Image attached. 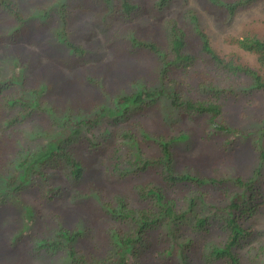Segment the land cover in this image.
Masks as SVG:
<instances>
[{
	"label": "trees",
	"instance_id": "obj_1",
	"mask_svg": "<svg viewBox=\"0 0 264 264\" xmlns=\"http://www.w3.org/2000/svg\"><path fill=\"white\" fill-rule=\"evenodd\" d=\"M182 1L185 18L164 22L172 0H0V215L9 205L21 211L1 219L0 243L30 264H264V231L251 222L264 213V34L232 39L263 70L236 61L237 52L220 56ZM206 1L230 21L259 0ZM75 9L89 20L71 27ZM142 14L162 22L163 42L144 36L134 21ZM110 18L124 25L105 31ZM186 22L197 52L187 48ZM26 27L47 34L44 50L21 42ZM98 30L129 57L153 56L157 77L92 72ZM51 52L94 88L91 100L71 98L76 81L67 76L56 94L37 80ZM42 59L40 77L28 79ZM159 105L172 129L184 111L203 118L216 145L200 159L207 169L177 162L195 152L187 126L167 136L147 127L143 114Z\"/></svg>",
	"mask_w": 264,
	"mask_h": 264
},
{
	"label": "rangeland",
	"instance_id": "obj_2",
	"mask_svg": "<svg viewBox=\"0 0 264 264\" xmlns=\"http://www.w3.org/2000/svg\"><path fill=\"white\" fill-rule=\"evenodd\" d=\"M43 1L46 3L51 2V0ZM188 5L193 7L195 12L197 13L198 20L200 22L199 24L201 28L206 32L212 48L218 53V55L225 57L232 52H237L238 56H235L236 61L247 66L256 67L263 70L261 67H258L255 55L238 48V46L232 42V39L241 36L242 33H246L247 31H256L259 36H263L264 0H259L252 5L239 10L235 13L234 17L230 21H227L226 14L222 9L212 6L206 0H188ZM186 6L187 4H184L182 0H172L169 7L165 10L163 19L161 20L165 22L167 19L178 20L179 18H185V15L187 13V10H185ZM88 20L89 15L87 14V12H85L84 10L75 9L71 15V27L84 24L88 22ZM134 21H136L140 25L141 31L144 36L150 38L152 36H155L156 39L163 42V39L166 37V31L165 29L163 30L161 21L154 22L145 14L139 15ZM4 23H6L5 17L0 15V28H3ZM108 24L110 27H107L105 31H113L116 28H121L124 25V23L119 22L113 18H110L108 20ZM185 29L188 31V38L186 40L187 48L191 49V51L193 52H197L199 50L198 35L193 31L192 24H190L189 22H186ZM105 31L98 30L97 33H93L92 39L89 42V44L96 49V56L94 55V59H91L90 62V69L92 72H99L103 68H106L105 73H107L108 76L111 75V73L113 74L121 72L120 75L117 76L121 79L118 80L119 82H127L137 77L138 79H140L142 76L148 77L150 80L157 77L158 63L154 61L153 56H150L144 52H139L136 55H139L140 53H142L143 55L140 60L132 55H130L129 57V55L125 53V49L123 50L122 45L119 42H117L116 44L114 42H111L109 44L110 41L107 42L110 36H104L103 32ZM47 38L48 37L46 33L35 35L29 27H26L23 30L20 37V39H22L21 42L27 43L29 47L35 48L34 45H36V47H38L40 50L41 48L43 50L45 49V44L49 42V40H46ZM56 58L57 56L55 55V53L51 52V61L53 63L56 61L57 63L56 65L52 63L50 70L43 72L44 77H40L39 73V71L41 72V70L45 67L44 59L40 60L39 64H31L30 62L31 65H29V67L31 66L33 69L28 70V79L32 76L33 78L38 76L40 77L37 78L38 81H48L53 86L52 93L56 94L59 88H61L62 83L64 82L62 80L67 76L76 81V87L71 92V98H79L80 101L83 102L91 100L93 98L94 88L83 82V78H81V74L77 69L66 71L64 69L65 64L61 63L60 60H56ZM171 76L175 80V83H177L178 85L179 83H181V81H183L181 80L183 78L182 73L179 72V70H174ZM181 88L183 91L185 90L182 86ZM188 95L190 97H194V93H188ZM162 110V105H159L156 106L151 113L143 114L142 119L144 120V123L147 125V127H149V129L156 134L167 136L168 133H176L181 126H187L195 139V152L193 157L189 156L187 158L182 155V152H180L177 155V162H179L180 164H184L186 162H197L201 168L207 169L208 166H205L200 159L205 158V155L216 153V145H214V143H211V146H208L209 138L207 134L210 129L205 126L203 118L190 120L191 116H189L187 112L184 111L180 115V121L177 124V127L175 129H172L173 126L169 127L168 123H164L162 121ZM88 166L89 171L98 173L99 166L94 161L89 160ZM95 178L96 177L94 176V179ZM2 211L3 213H1L0 215V222L1 219H7L9 217L12 218L14 217V215L21 212L19 208L13 205H9L8 208H4L2 209ZM251 222L254 223L257 230L261 229L262 231H264V213L256 214L252 218ZM257 234H259V232ZM4 244L6 243H0V264H30L31 261L29 260V255V259L27 257H21V255L25 256L23 255V252L21 250H16V248L11 249L10 247L8 248L6 246H3Z\"/></svg>",
	"mask_w": 264,
	"mask_h": 264
}]
</instances>
